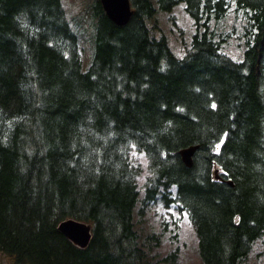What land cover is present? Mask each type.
Masks as SVG:
<instances>
[{
  "label": "trees",
  "instance_id": "16d2710c",
  "mask_svg": "<svg viewBox=\"0 0 264 264\" xmlns=\"http://www.w3.org/2000/svg\"><path fill=\"white\" fill-rule=\"evenodd\" d=\"M130 2L118 26L95 0L84 71L61 0H0V252L14 264H178L185 213L203 264H247L264 240V0H157L194 20L184 58L147 26L153 0ZM231 12L229 28L212 25ZM233 38L242 61L223 51ZM153 205L167 220L142 236L136 215ZM66 219L91 224L86 249L58 230Z\"/></svg>",
  "mask_w": 264,
  "mask_h": 264
},
{
  "label": "rangeland",
  "instance_id": "374dc122",
  "mask_svg": "<svg viewBox=\"0 0 264 264\" xmlns=\"http://www.w3.org/2000/svg\"><path fill=\"white\" fill-rule=\"evenodd\" d=\"M65 10V16L69 22L72 30L79 37V46L81 51V58L84 71H86L93 61L95 53V35L97 19L94 16L95 0H61ZM157 9L155 17L147 20V26L153 30L156 38L165 37L173 53L178 58H184L186 50L192 45L193 36L196 33V26L194 20L186 12V4L181 3L173 8V10L166 12L159 8L157 0H153ZM234 14L231 12L227 19L222 22H212L213 26H225L229 28L235 21ZM223 51L235 61H242L244 57V47L239 38H233ZM147 164L144 158L142 161ZM146 176L143 174L139 178V186L141 187L145 182ZM142 196V193H141ZM141 205H138L137 211ZM169 209L162 205H153L146 217L136 215L135 223L137 231L146 236L152 232H159L164 220L166 219L165 212ZM180 220V227L176 230L180 232L176 246L180 247V258L178 264H203L198 252V239L187 215ZM178 220L176 217L170 218L171 236L175 231L174 222ZM169 230V227H168ZM165 244L161 253L163 256L168 254L171 249L167 238V233L164 237ZM171 243V242H170ZM0 264H14L12 258L0 252ZM247 264H264V240L256 245L253 254L248 259Z\"/></svg>",
  "mask_w": 264,
  "mask_h": 264
},
{
  "label": "water",
  "instance_id": "95a60500",
  "mask_svg": "<svg viewBox=\"0 0 264 264\" xmlns=\"http://www.w3.org/2000/svg\"><path fill=\"white\" fill-rule=\"evenodd\" d=\"M100 2L106 15L116 25L124 26L129 22L132 15L130 0H100ZM198 148V146H191L181 150L180 155L187 167L193 166V158ZM58 230L81 249H86L93 237L91 224L75 219L62 221Z\"/></svg>",
  "mask_w": 264,
  "mask_h": 264
}]
</instances>
